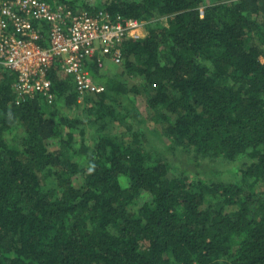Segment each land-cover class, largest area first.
Returning a JSON list of instances; mask_svg holds the SVG:
<instances>
[{
	"label": "trees",
	"instance_id": "16d2710c",
	"mask_svg": "<svg viewBox=\"0 0 264 264\" xmlns=\"http://www.w3.org/2000/svg\"><path fill=\"white\" fill-rule=\"evenodd\" d=\"M46 1L146 35L82 103L55 65L54 102L16 104L0 65V264H264V0Z\"/></svg>",
	"mask_w": 264,
	"mask_h": 264
},
{
	"label": "built area",
	"instance_id": "2783aa9c",
	"mask_svg": "<svg viewBox=\"0 0 264 264\" xmlns=\"http://www.w3.org/2000/svg\"><path fill=\"white\" fill-rule=\"evenodd\" d=\"M135 19L74 11L46 0H0V65L15 74L16 104L41 97L52 104L49 73L56 65L73 79L77 102L104 92L88 66L98 71L123 62V45L145 35ZM144 31V32H143Z\"/></svg>",
	"mask_w": 264,
	"mask_h": 264
},
{
	"label": "rangeland",
	"instance_id": "374dc122",
	"mask_svg": "<svg viewBox=\"0 0 264 264\" xmlns=\"http://www.w3.org/2000/svg\"><path fill=\"white\" fill-rule=\"evenodd\" d=\"M145 31V32H144ZM143 32L146 35V30ZM116 66H111L108 70L115 69ZM67 115L72 116L74 112L72 110L66 111ZM147 141H146V147H149L151 150L155 151L157 150L158 153L162 154L167 160H169L171 163H176L179 159L186 160V155L180 154L179 151H175V153L168 148V143L165 139H156L150 135H147ZM91 140V139H90ZM179 158V159H178ZM242 161L236 162L233 164H225L220 165L217 163H205L207 167L202 172H200L201 177L203 180L212 181V182H219V181H225V182H233L235 180L234 175H232V172H234L235 169L241 164ZM175 166V165H174ZM192 169V168H191Z\"/></svg>",
	"mask_w": 264,
	"mask_h": 264
}]
</instances>
